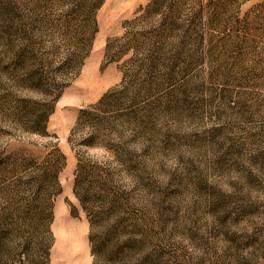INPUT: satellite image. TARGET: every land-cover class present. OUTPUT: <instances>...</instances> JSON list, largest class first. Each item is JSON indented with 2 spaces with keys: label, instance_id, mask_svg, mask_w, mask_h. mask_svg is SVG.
<instances>
[{
  "label": "rangeland",
  "instance_id": "obj_1",
  "mask_svg": "<svg viewBox=\"0 0 264 264\" xmlns=\"http://www.w3.org/2000/svg\"><path fill=\"white\" fill-rule=\"evenodd\" d=\"M0 264H264V0H0Z\"/></svg>",
  "mask_w": 264,
  "mask_h": 264
}]
</instances>
